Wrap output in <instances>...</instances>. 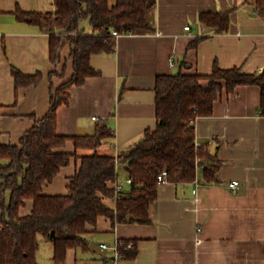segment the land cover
<instances>
[{
	"label": "crops",
	"instance_id": "obj_1",
	"mask_svg": "<svg viewBox=\"0 0 264 264\" xmlns=\"http://www.w3.org/2000/svg\"><path fill=\"white\" fill-rule=\"evenodd\" d=\"M18 8L56 11L54 0H0V143H19L48 113L52 92L74 72L68 40L62 43L61 60L54 63L50 58V35L61 29L54 21L46 27L21 21L15 14ZM203 11L229 12L228 29L219 31L200 21ZM151 23L153 31L122 34L115 52L91 57L100 74L71 87L68 104L58 108V133L93 134L98 122L107 120L113 136L104 140L100 151L118 155L156 127L159 75H207L216 64L241 67L246 73L264 71V0H156ZM64 65V75H50L55 70L61 73ZM13 67L26 74L40 71L43 79L36 86L16 89ZM260 105L258 85L225 90L213 113L195 122L197 142L210 148L216 143L214 155L220 162L216 179L209 182L204 177V166L214 162L206 160L199 169L198 194L193 192L194 182L161 183L149 221L113 225L102 216L86 233L88 247L69 249L66 264H264V114ZM63 150L73 152L74 142L68 141ZM79 164L80 160L72 159L54 181L45 184L44 193H67ZM233 180L240 182L237 192L230 188ZM129 190L126 186L125 192ZM106 202L115 207L111 199ZM32 208L29 199L21 214ZM198 237L202 238L199 244ZM119 238L136 243L135 256L114 262V249L101 254L89 247L92 241L100 247L114 246ZM39 262L54 264L53 247L50 262Z\"/></svg>",
	"mask_w": 264,
	"mask_h": 264
},
{
	"label": "trees",
	"instance_id": "obj_2",
	"mask_svg": "<svg viewBox=\"0 0 264 264\" xmlns=\"http://www.w3.org/2000/svg\"><path fill=\"white\" fill-rule=\"evenodd\" d=\"M262 1L263 0H259ZM55 12L25 11L18 8L17 18L39 26L54 21L61 29L50 35V58L61 60V47L70 43L74 72L51 95L48 113L37 120L19 143H0V264H41L38 256L43 241L53 244L54 264H66L68 250L88 247L86 233L102 216L112 224L128 221H149V209L157 198L158 177L168 172V182L188 184L198 178L206 160L204 177L214 181L220 162L210 146L197 145L195 122L198 117L211 115L215 102L226 90L233 92L240 85L261 88V113L264 114V71L246 73L241 67L222 68L215 65L212 73L162 74L156 80L157 125L118 155L104 153L100 147L113 136L107 120H101L93 134L64 135L58 133V108L68 104L70 89L82 85L100 71L91 64V57L116 51L117 38L112 30L122 34L153 31L151 12L156 0H54ZM200 21L216 26L219 31L229 27L230 13L203 11ZM89 19L93 32L82 28ZM199 40V39H198ZM197 42V41H196ZM65 65L60 73L64 75ZM16 89L36 86L42 72L26 74L12 69ZM204 81H207L205 83ZM75 150H63L68 141ZM80 164L69 179L65 194H46L44 186L54 181L72 159ZM125 174L132 178L130 190L115 207L106 200L114 197L113 183ZM33 200L30 213L21 208ZM136 218L128 220V215ZM55 231V236L52 232ZM124 258L135 256L137 245L130 239L119 238ZM133 242V246H129Z\"/></svg>",
	"mask_w": 264,
	"mask_h": 264
},
{
	"label": "built area",
	"instance_id": "obj_3",
	"mask_svg": "<svg viewBox=\"0 0 264 264\" xmlns=\"http://www.w3.org/2000/svg\"><path fill=\"white\" fill-rule=\"evenodd\" d=\"M187 29L190 28V26H186ZM112 35L115 36L116 38H118L120 36V33L113 29L112 30ZM173 65V62H172ZM93 119L98 120L99 118L97 116H94ZM197 145H202L201 143L197 142ZM159 181L162 183L168 182V172L165 170L163 171L159 177H158ZM132 178L129 176H126L124 178H121V176L118 177V179L113 183V187L115 190L114 193V197L111 199L112 203L114 204V206H116V203L118 202L119 199L122 198L123 194L126 191V186H130V184L132 183ZM195 183V187L193 189V192L195 194H198L199 188L202 185L201 182L198 180V178L194 181ZM240 185V182L238 180H233L230 183V188L232 189V191L237 192L238 187ZM197 200H199V197L197 196ZM197 242L198 244L202 242V238L198 237L197 238ZM121 244L120 240H117V242L114 244V246H108L107 244H102L101 248L103 249H107V248H112L115 251V260L114 262H117V260L119 259H123L124 255L120 252L119 250V245ZM129 246H133V242L130 243Z\"/></svg>",
	"mask_w": 264,
	"mask_h": 264
},
{
	"label": "rangeland",
	"instance_id": "obj_4",
	"mask_svg": "<svg viewBox=\"0 0 264 264\" xmlns=\"http://www.w3.org/2000/svg\"><path fill=\"white\" fill-rule=\"evenodd\" d=\"M81 25L85 28L86 33L93 32V28L91 27L89 19H83ZM121 178H124V174L122 173ZM53 244L51 241H43L41 245V249L39 252V260L44 261L45 263L50 262V255L52 251Z\"/></svg>",
	"mask_w": 264,
	"mask_h": 264
},
{
	"label": "water",
	"instance_id": "obj_5",
	"mask_svg": "<svg viewBox=\"0 0 264 264\" xmlns=\"http://www.w3.org/2000/svg\"><path fill=\"white\" fill-rule=\"evenodd\" d=\"M215 149H216V143H214L211 147V153L214 155L215 154ZM132 218H136L134 215L130 214L128 215V220L132 219ZM52 236H55V231L52 232ZM90 249L92 251H96L99 252L101 254H105L106 250L102 249L99 244L96 241H92L89 245Z\"/></svg>",
	"mask_w": 264,
	"mask_h": 264
}]
</instances>
